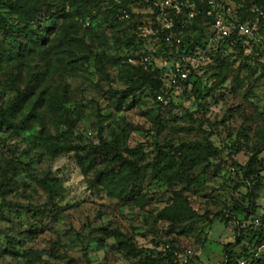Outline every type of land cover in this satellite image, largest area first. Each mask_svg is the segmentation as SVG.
I'll return each instance as SVG.
<instances>
[{
    "label": "rangeland",
    "instance_id": "obj_1",
    "mask_svg": "<svg viewBox=\"0 0 264 264\" xmlns=\"http://www.w3.org/2000/svg\"><path fill=\"white\" fill-rule=\"evenodd\" d=\"M214 1L218 9L226 6L235 12L244 10V14L264 7V0ZM0 13L12 16L1 7ZM97 24L91 31L110 38L105 24ZM86 26L78 24L73 29L89 41ZM56 30L51 39L63 36L62 28ZM246 44V54L258 55L253 47L259 44L264 49V31L258 39L247 38ZM47 47L52 54L46 58L9 59L0 69V108L24 88L32 74L36 84L65 92L68 110L67 118L57 107L41 106L36 110L39 119L0 129V264H163L153 257L164 256L171 245L178 252L200 250L189 264H222L223 248L235 242L236 228L252 222V218L245 220L242 209L249 199L246 187L237 188L242 171L236 163L245 165L254 150L261 149L264 168V57L259 62L229 57L227 69L219 70L207 68L213 61L205 55L194 61L200 64L198 75L211 90H205L201 103L191 87L170 92L175 105L162 110L164 127L158 132L152 119L159 111L151 101L140 99L132 104L131 97L120 100L122 93L116 92L124 85L116 80L114 68L86 61L85 51H78V62L64 67L60 51ZM106 74L113 81H107ZM19 120L20 115L14 121ZM45 135L47 142L68 140L88 150L102 147L101 140L120 141L121 154L126 148H138L139 162L146 168L127 194L115 197L95 181L98 172H106L111 163L84 166L79 148L53 153L49 143H43ZM207 139L217 148L216 155L190 172L195 179L191 186L175 184L178 189L187 188L197 215L186 222L163 219L160 213L172 202V186L156 179L151 170L156 149H180L183 144ZM262 174L256 180V215L264 214V169ZM46 179L57 181L59 187L52 188ZM237 202L242 205L239 210L233 209Z\"/></svg>",
    "mask_w": 264,
    "mask_h": 264
},
{
    "label": "trees",
    "instance_id": "obj_2",
    "mask_svg": "<svg viewBox=\"0 0 264 264\" xmlns=\"http://www.w3.org/2000/svg\"><path fill=\"white\" fill-rule=\"evenodd\" d=\"M0 7L7 9L12 15L11 18H6L0 13V69L4 63L9 62V59L33 55L40 56L41 59L46 58L47 54H52L47 45L49 49H55L56 53L60 51L59 61L61 60V66L64 67H67L69 63L78 62L81 59L78 51H85L86 61L93 60L105 68L111 67L117 71L116 80L124 85L121 92H116L122 93L120 100L127 101L131 97L129 103L132 104L140 102V99L145 102L151 101L152 107H156L159 111L152 119L158 132L164 127L162 110L175 104L171 100L173 97H169V93L173 91L164 85V76L161 68L157 67L156 58L165 57L187 63L190 73L185 86L187 90L191 87V92L198 103H201L206 96L205 90L210 91L211 88H208L203 77L198 75L201 70L200 64L195 65L194 61L203 59L205 55L213 61V64L210 62L207 68L219 70V68L227 69L229 57H241L247 61L255 58L257 62L264 57V49L261 50L258 47L259 44H263L261 41L257 47L256 45L253 47L258 55L251 57L246 54L247 38L239 33H233L217 42L209 41L213 34V21L219 13L224 14L225 18L232 22L237 19L243 22L258 21L261 35L264 31V16L260 15V12H264V7L253 13L244 14V10L235 12L226 6L213 9L207 1H198L200 11L194 19L188 20L185 12L175 21V35L171 41L166 40L167 35L170 34L169 30H162L156 23L153 0H57L56 2L33 0L31 5L22 0H0ZM211 9L212 14H209ZM94 22L101 26L105 24L111 32V37L93 33L91 26ZM86 23L89 24L86 26ZM78 24H83L90 31L89 41L86 37H80L73 29ZM57 28H62L63 36L51 39V35L56 33ZM176 37L182 39L180 44L176 43ZM248 39L251 40V38ZM147 53L154 55L153 63L148 66L128 62L129 56ZM72 55L75 58L71 59ZM261 62L264 63V61ZM249 65L247 64L250 69H255ZM105 79L113 81L109 74H106ZM159 94L165 96L164 101L157 99ZM136 95L141 97L137 99ZM66 101L65 92L51 91L41 82L36 84L35 76L31 74L26 79L24 88L17 90L12 100L4 108H0V129L4 126L18 127L19 124L28 123L32 118L39 119L36 110L41 106L57 107L68 118V110L64 104ZM27 106H30L28 112L25 109ZM144 113L149 115L148 111ZM19 115L20 120L15 122ZM42 140L43 143L47 142V136L45 135ZM101 141L102 147H94L91 150L72 145L68 143V140L66 143L56 140L47 143L53 153L61 148L64 149L63 151L79 148L83 151L81 159L84 166L87 164L88 167H92L100 163H111L112 166L106 172L104 170L98 172L95 181L110 195L122 197L123 193L127 194L129 186L135 180H140L144 173L143 170L146 167L139 162L141 152L138 148H126L125 154H121L120 141ZM185 148L191 150H183ZM196 148L199 150L194 151ZM156 150L151 162V170L155 173L156 179H165L172 186V202L164 208L160 216L171 222H186L197 213L190 205L186 194L187 188L178 189L175 184L185 183L191 186L195 179L190 177V172L204 164L203 162L211 155H216L214 152L217 148L210 139H207L205 142H194L188 146L183 144L180 149L167 151L158 147ZM260 154L261 149H255L245 165L236 163L242 171V182L237 185V188L246 187V196L249 199L248 206L242 209L246 213L245 220L252 218V222L245 228L241 225L236 228L235 242H230L223 248L222 264H241L240 260L243 259L246 260L245 264H264V252L257 254L255 250L264 242V214L256 215L258 210L256 180H261L262 169H264L262 160L259 158ZM205 166L208 165L205 164ZM50 182L46 179V183ZM49 185L52 188L59 187L57 181ZM239 205L242 207L237 202L233 209L239 210ZM226 215L224 213L222 217L226 218ZM256 217L261 218L263 222L259 228H254ZM113 235L108 233V236ZM246 243L252 244L254 250H249ZM178 250L171 245L168 246L164 256L153 258L157 259V263L176 264L175 253Z\"/></svg>",
    "mask_w": 264,
    "mask_h": 264
},
{
    "label": "built area",
    "instance_id": "obj_3",
    "mask_svg": "<svg viewBox=\"0 0 264 264\" xmlns=\"http://www.w3.org/2000/svg\"><path fill=\"white\" fill-rule=\"evenodd\" d=\"M148 1V0H146ZM198 1H207L211 7L216 8V1L214 0H153V8L155 13V20L162 30H169L170 34L167 35L166 40L171 41L175 35V21L185 14L188 20H192L199 13ZM212 14V9L209 11ZM264 16V12H260ZM89 24V23H87ZM213 34L209 38L211 42H217L219 39L229 37L233 33H239L247 38L258 39L260 36L259 22L241 21L237 19L232 22L225 18L224 14L219 13L212 24ZM182 39L176 37V43L180 44ZM157 59V67L161 68L164 76V85L173 92H181L185 89V82L188 79L190 68L188 64L180 60H170L169 58ZM154 55L152 53L139 54L129 56L128 62L134 65L148 66L153 63ZM159 101H164L163 94L157 95ZM263 225L261 218L256 217L254 220V228H259ZM249 250L253 251L252 244L246 243ZM257 254L264 252V242L258 245L255 249ZM200 254V250L188 249L185 251L176 252V264H189V259L196 257ZM241 264H245L246 260H240Z\"/></svg>",
    "mask_w": 264,
    "mask_h": 264
}]
</instances>
